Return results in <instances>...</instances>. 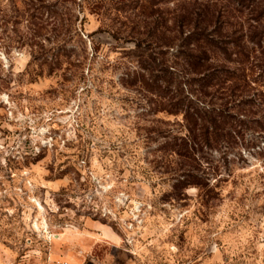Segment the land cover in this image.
<instances>
[{
	"label": "rangeland",
	"instance_id": "1",
	"mask_svg": "<svg viewBox=\"0 0 264 264\" xmlns=\"http://www.w3.org/2000/svg\"><path fill=\"white\" fill-rule=\"evenodd\" d=\"M148 1L0 0V264H264V88L185 144L155 106L181 1ZM217 6L226 48L264 51V0Z\"/></svg>",
	"mask_w": 264,
	"mask_h": 264
},
{
	"label": "trees",
	"instance_id": "2",
	"mask_svg": "<svg viewBox=\"0 0 264 264\" xmlns=\"http://www.w3.org/2000/svg\"><path fill=\"white\" fill-rule=\"evenodd\" d=\"M160 1L164 0H149L146 7ZM180 1L177 21L185 33V48H179L174 55L180 60V80L176 82L179 94L175 97L168 90L166 98L161 95V101L155 106L157 110L182 116L188 130L185 144L186 141L195 140L198 143L211 139L216 141L221 125L229 124L242 113L241 105L253 103L252 98L248 97L251 84L255 82L264 88V84L258 82L259 77L264 76V51L259 52L260 48H241L239 37L231 39L233 48H226L228 45L220 22L222 12L217 6L219 0ZM229 1L240 5L252 3V0ZM153 11L151 9L147 14ZM257 13L255 17L262 13L261 9ZM259 39L257 30L250 32V41L259 43ZM256 53L259 64H253L252 55ZM169 66L167 64L163 68L168 74L163 79L171 84L174 80ZM149 85L153 91L160 89L158 83Z\"/></svg>",
	"mask_w": 264,
	"mask_h": 264
}]
</instances>
